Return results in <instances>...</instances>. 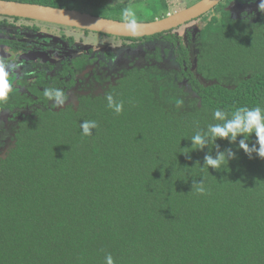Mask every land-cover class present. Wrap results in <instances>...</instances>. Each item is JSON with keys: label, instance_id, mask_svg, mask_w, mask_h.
<instances>
[{"label": "trees", "instance_id": "1", "mask_svg": "<svg viewBox=\"0 0 264 264\" xmlns=\"http://www.w3.org/2000/svg\"><path fill=\"white\" fill-rule=\"evenodd\" d=\"M109 1L81 4L118 21L165 16ZM165 41L180 71H125L77 110L41 116L0 159V264H264V20L211 19L195 71Z\"/></svg>", "mask_w": 264, "mask_h": 264}, {"label": "flooded vegetation", "instance_id": "2", "mask_svg": "<svg viewBox=\"0 0 264 264\" xmlns=\"http://www.w3.org/2000/svg\"><path fill=\"white\" fill-rule=\"evenodd\" d=\"M199 1L201 0L194 4ZM235 2L239 3L235 6L239 7L238 13L232 9ZM73 7L75 8L63 9L79 8L78 5ZM86 7L88 11L91 10V6ZM221 12H229L234 19L246 21L253 17L255 21H261L264 20V0H221L214 8L198 18L181 24L173 30L150 36L159 35L156 39L142 37L146 40L137 47L136 44L133 47L132 42L121 40L131 37L91 32L30 18L0 15V159L10 155L18 145V137L21 133L27 126L38 123L41 116L47 112L59 113L68 107L77 110L82 97L94 98L104 95L111 86L117 85L125 71L133 68L146 69L147 72L152 71L154 76L156 70H162L164 77H168V74L175 70L180 71V64L176 61L175 44L166 42L165 36L173 38L175 36L181 44H184L189 51V59L195 71L197 38L208 22L220 17ZM176 13L178 12L171 15ZM193 23L196 25L192 31L178 34ZM69 31H80L85 36L93 33L113 38L120 41L123 50L116 54L107 51L105 58H101L95 55L94 49L86 50L83 40H78L74 35L69 34ZM192 46L195 50L194 57ZM170 58L177 66L167 63ZM110 62L121 67L120 70L111 73ZM195 74L204 86L211 83L199 73L195 72ZM179 86L184 87L185 92H192L187 79L179 83Z\"/></svg>", "mask_w": 264, "mask_h": 264}, {"label": "water", "instance_id": "3", "mask_svg": "<svg viewBox=\"0 0 264 264\" xmlns=\"http://www.w3.org/2000/svg\"><path fill=\"white\" fill-rule=\"evenodd\" d=\"M220 1L201 0L174 15L152 22L118 21L77 10L8 0H0V15L30 18L120 37L142 38L173 30L181 24L203 15L214 8Z\"/></svg>", "mask_w": 264, "mask_h": 264}, {"label": "rangeland", "instance_id": "4", "mask_svg": "<svg viewBox=\"0 0 264 264\" xmlns=\"http://www.w3.org/2000/svg\"><path fill=\"white\" fill-rule=\"evenodd\" d=\"M82 0H79V5H78V9L80 11H84V12H90L93 15H97V16H101L102 12L100 13L99 9H92L91 10H87L86 6L84 7V5L81 4ZM198 0H110L107 5H117V4H126L128 6V8L132 11V14L134 17H138L144 20L148 19L151 15V12L159 10L160 11V16H167V15H171L174 12H179L180 9H184L185 7H188L192 4H194V2H197ZM236 1V0H235ZM158 4H166L168 7L167 9L163 8L161 5ZM239 3L235 2L234 3V8H232L234 11H238L239 7H235L237 6ZM157 5V7L155 9L152 10L153 7H155ZM152 7V8H151ZM250 7V6H249ZM248 7V9H249ZM243 8V7H240ZM242 10V9H240ZM239 12V11H238ZM237 12V13H238ZM163 16V17H165ZM158 16L159 19L163 18ZM194 25H196V23L191 24V26H188L186 29L179 31L178 34L181 33H187L188 30L192 31L194 28ZM69 34L74 35L78 40H83V44L84 47L86 48V50L89 49H94V52H96L95 55L101 56V58H105V53L107 51H112L113 53H119V51L123 50V48L120 46V41L115 40L113 38H108V37H104V36H100V35H96L93 33H90L89 35L85 36L83 32L80 31H69ZM192 48V53H193V57H194V48L193 46ZM123 52V51H122ZM121 52V53H122ZM136 52H134L135 54ZM134 56L133 53H130ZM119 57V54L117 55ZM118 61V60H117ZM114 62V61H113ZM113 62L109 63V71L111 73H116L120 70L121 67H117L116 65H114ZM173 59L170 58L167 63L170 64L171 66H177L175 63H173Z\"/></svg>", "mask_w": 264, "mask_h": 264}, {"label": "clouds", "instance_id": "5", "mask_svg": "<svg viewBox=\"0 0 264 264\" xmlns=\"http://www.w3.org/2000/svg\"><path fill=\"white\" fill-rule=\"evenodd\" d=\"M155 21V20H154Z\"/></svg>", "mask_w": 264, "mask_h": 264}]
</instances>
